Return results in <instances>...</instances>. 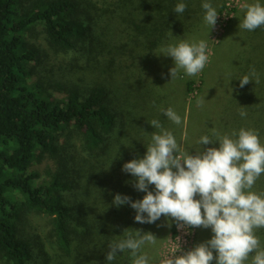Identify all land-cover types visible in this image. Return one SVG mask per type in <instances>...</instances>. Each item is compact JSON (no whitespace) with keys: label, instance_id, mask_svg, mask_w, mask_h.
<instances>
[{"label":"trees","instance_id":"16d2710c","mask_svg":"<svg viewBox=\"0 0 264 264\" xmlns=\"http://www.w3.org/2000/svg\"><path fill=\"white\" fill-rule=\"evenodd\" d=\"M177 2L0 0V264L34 261L40 242L18 235V223L30 211L48 219L51 254L41 251L43 264H106L110 243L126 228L155 235L167 227L175 233L176 224L166 226L164 217L139 224L129 206L111 203L116 194L132 200L144 195L122 165L145 153V132L158 131L148 124L152 119L186 141L213 129L223 135L248 127L264 144V27L251 31L254 39L245 34L235 45L243 57L235 67L241 76L228 78L227 107L236 112L215 117L198 93L186 104L184 97L195 91L194 76L181 73L170 80L169 57L153 54L168 43L191 42L186 39L192 35L197 42L208 31L202 0H185L182 15L173 12ZM210 2L219 11L222 0ZM230 29L223 39L231 45L238 37ZM37 31L62 57V66L50 75L46 53L42 57L30 41ZM245 75L251 81L240 87L238 79ZM205 76L206 71L202 84L211 88ZM168 108L181 116L182 126L161 114ZM43 162L52 165L43 173L34 169ZM252 191L264 193V175ZM66 193L74 199L67 200ZM255 234L264 247V229ZM210 235V229L201 233L197 244ZM113 264H131L128 253Z\"/></svg>","mask_w":264,"mask_h":264},{"label":"clouds","instance_id":"9594fccd","mask_svg":"<svg viewBox=\"0 0 264 264\" xmlns=\"http://www.w3.org/2000/svg\"><path fill=\"white\" fill-rule=\"evenodd\" d=\"M186 7L185 0H178L173 12L182 15ZM201 7L203 23L210 31L220 15L210 0H202ZM241 11L240 29L251 32L264 27V0L245 3ZM206 52L205 40H181L162 45L153 54L171 58L168 75L172 80L181 73L192 77L202 72L209 59ZM238 80L240 87L251 81L249 75ZM161 114L182 126L181 116L171 108ZM245 115L240 112L241 117ZM148 124L158 131H144L148 135L145 153L122 165V171L134 178V189L144 195L132 200L116 194L112 206H129L139 224H154L164 217L169 227L174 223L177 228L210 229L209 239L188 250L175 243L162 264H264V247L255 234L264 229V193L252 191L264 175V144L258 133L240 128L221 135L213 129L199 136L197 147L189 151L159 119ZM122 232L121 238L110 243L106 264L125 252L131 264H156L157 257L148 250H156L159 242L151 232L133 228Z\"/></svg>","mask_w":264,"mask_h":264},{"label":"rangeland","instance_id":"374dc122","mask_svg":"<svg viewBox=\"0 0 264 264\" xmlns=\"http://www.w3.org/2000/svg\"><path fill=\"white\" fill-rule=\"evenodd\" d=\"M252 2L253 0H222V5L218 11L220 17L217 18L215 26L210 31L208 30L206 32L203 31L200 33L197 42L199 40H205L207 42L206 54L208 55L209 59L202 72L196 74L193 77L195 91L193 93L187 94L186 97H184L187 105L195 100V94L198 93V95L200 96L199 98L202 100V103H209L210 107H212L213 114L210 115H214L215 117H217L218 115L224 116L226 113L233 112V110L227 107L231 102V95L229 94L231 92V84L228 83V78L232 82V80L237 79L241 76V72H239L235 67L239 65L240 59H243V57L237 54L235 45L241 44V38L245 34L249 35L251 39L253 38L251 32H247L239 28V20L242 19L243 14L241 11L242 6L245 3ZM229 28H234L238 37V41L232 43L231 45L230 43L228 44L227 39H223V36L229 31ZM42 37V34H38L36 38L32 37L30 41L33 42V45L38 47L39 53L42 57L46 53L48 58L45 62V74L50 75L51 72H56L59 67L62 66V57L60 54H55L54 52L49 50V47L46 45ZM186 40L193 42V35ZM168 60H170V66L172 67L173 65L171 58L169 57ZM205 71L206 76L204 80H206L210 84L211 88H207V85H203L202 80L200 79ZM236 74L238 77L235 78L234 76ZM231 76L232 78H230ZM220 78L221 81H219ZM213 79L218 80L213 81ZM212 84L214 85L213 88ZM199 88H201V90L198 92ZM204 91L205 96L204 94H202V92L204 93ZM217 92L221 93V95L216 98ZM211 120H213V116ZM246 129H248V127H246ZM198 138L199 137H196L186 141V136H182L177 139L182 143V145L188 146L189 148L193 149ZM47 165L51 166L52 164L50 162H43L41 165H35L34 169L43 173L47 168ZM64 196L67 200L70 201L74 199V195L70 193H66ZM47 220L48 219L46 218V216H44V214L38 213L36 211H30L25 214L21 221L18 223L19 236L25 239L30 238L33 242H40V244L38 243L33 250L34 261L32 262V264H43L40 255L42 250L46 251L49 255L51 254V250L49 249L47 242L45 241ZM175 230V233H169L167 232L166 227L160 229V231H158L157 234L154 235L159 242L158 248L154 251L151 249H149L148 251L150 255L157 257L156 264H162V259L169 253V249H171L175 243H179L180 247L184 250H188L197 245L196 239L201 237V233H205L208 229L200 227H176Z\"/></svg>","mask_w":264,"mask_h":264}]
</instances>
